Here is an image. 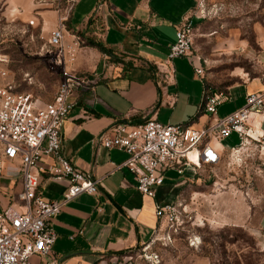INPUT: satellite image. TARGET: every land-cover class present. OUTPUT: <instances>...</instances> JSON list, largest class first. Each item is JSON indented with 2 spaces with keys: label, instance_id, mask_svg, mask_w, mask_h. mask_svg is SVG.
Returning <instances> with one entry per match:
<instances>
[{
  "label": "crops",
  "instance_id": "crops-1",
  "mask_svg": "<svg viewBox=\"0 0 264 264\" xmlns=\"http://www.w3.org/2000/svg\"><path fill=\"white\" fill-rule=\"evenodd\" d=\"M72 1L66 20V41L80 36L85 43L78 47L70 65L84 83L71 96L73 106L62 129L63 153L99 180L98 192L83 193L62 206L54 220L57 239L51 254L35 255L31 261L118 264L119 257L130 259L129 253L138 245L151 246L161 222L156 216V204L173 202L185 177L171 183L165 179L156 196L144 195L138 190L133 173L123 165L129 154L106 148L103 137L110 135L118 123L135 125L149 117L205 128L217 117L241 108L248 93L264 89V75L246 78L239 72V80L227 87L225 101L230 102L229 107H221L224 101L213 115L200 109L206 93L205 76L196 72V68H203L200 56L186 57L195 70L192 77L183 65L178 71L175 60L181 58L177 57L173 61L174 73L167 74L168 83L165 78L164 61L170 45L177 41V29L185 19L196 21L201 0ZM43 16L46 25L54 30L57 14L43 12ZM96 43H101L106 51ZM2 59L0 62L5 61ZM248 125L250 137L264 142V112L253 114ZM217 140L220 141L211 136L210 144L222 156L229 150L216 144ZM241 143L242 139L232 149ZM53 161L44 156L40 167L47 169ZM190 169L197 172L196 168L187 167L184 173ZM13 182L17 193L13 206H17L21 203L18 193L22 180ZM8 183L11 182L7 179L5 185ZM68 185V180L41 171L38 191L46 199L60 201ZM6 206L9 205L3 207Z\"/></svg>",
  "mask_w": 264,
  "mask_h": 264
},
{
  "label": "rangeland",
  "instance_id": "rangeland-1",
  "mask_svg": "<svg viewBox=\"0 0 264 264\" xmlns=\"http://www.w3.org/2000/svg\"><path fill=\"white\" fill-rule=\"evenodd\" d=\"M71 3L0 0V57L5 60L0 85L11 83L40 102L53 100L61 75L56 48L49 44L53 29L43 12H55L58 22ZM198 12L192 52L201 57L210 85L226 89L239 80V72L246 78L264 75V0H201ZM180 58L175 60L178 71L183 65L192 77L190 59ZM238 138L233 133L216 141L229 150L217 164L202 165L196 173L166 172V183L185 177L173 201L180 217L174 224L161 221L151 246L138 245L130 259L119 257L118 264H264V142ZM7 179L11 183L6 186ZM20 179L19 163L0 152V211L17 202L13 180L17 184Z\"/></svg>",
  "mask_w": 264,
  "mask_h": 264
},
{
  "label": "built area",
  "instance_id": "built-area-1",
  "mask_svg": "<svg viewBox=\"0 0 264 264\" xmlns=\"http://www.w3.org/2000/svg\"><path fill=\"white\" fill-rule=\"evenodd\" d=\"M73 4L74 1L68 12L59 17L49 37V44L56 48L55 64L61 75L53 100L41 104L33 94L16 91L11 83L0 85V152L19 163L22 180V190L18 193L21 203L0 211V264H56L54 260L33 263L31 258L51 254L57 239L54 220L65 203L83 193L98 192L99 180L74 165L63 153L62 129L73 106L71 96L84 83L70 67L82 38L75 36L71 42L66 41V20ZM193 35V22L185 19L164 61L167 83V74L174 73V59L193 55ZM196 72L202 75L204 69L196 68ZM1 75L5 76L6 72L2 71ZM226 99V92H213L207 96L203 109L217 114L218 106ZM252 112H264V89L248 93L241 108L217 117L205 128L164 123L149 117L135 125L116 124L102 143L106 148L126 151L129 157L123 165L133 173L138 190L156 196L169 169L183 174L187 167L197 169L220 162L221 154L210 144L211 136L222 140L235 132L250 137L248 122ZM193 153L196 160L191 157ZM44 156L54 160L47 169L40 167ZM41 171L68 180L62 200L46 199L38 191ZM156 216L174 224L180 214L176 204L169 202L156 204Z\"/></svg>",
  "mask_w": 264,
  "mask_h": 264
},
{
  "label": "trees",
  "instance_id": "trees-1",
  "mask_svg": "<svg viewBox=\"0 0 264 264\" xmlns=\"http://www.w3.org/2000/svg\"><path fill=\"white\" fill-rule=\"evenodd\" d=\"M96 45L102 49L103 51H106L105 47H103V45L101 43H96ZM205 84H206V93H205V98H204V101L202 103V109H203V106H204V102L207 98V96H209L210 94H212L213 92H217V91H224V92H227V88L226 89H223V90H218L216 88H214L212 85L209 84V82L207 80H205Z\"/></svg>",
  "mask_w": 264,
  "mask_h": 264
},
{
  "label": "bare ground",
  "instance_id": "bare-ground-1",
  "mask_svg": "<svg viewBox=\"0 0 264 264\" xmlns=\"http://www.w3.org/2000/svg\"><path fill=\"white\" fill-rule=\"evenodd\" d=\"M0 59H1V57H0ZM2 60H3V59H2ZM191 157H192L193 159L196 160V155H195V153L191 154Z\"/></svg>",
  "mask_w": 264,
  "mask_h": 264
}]
</instances>
